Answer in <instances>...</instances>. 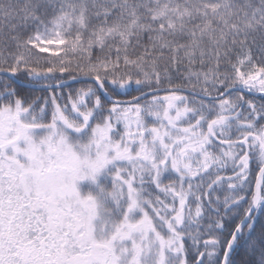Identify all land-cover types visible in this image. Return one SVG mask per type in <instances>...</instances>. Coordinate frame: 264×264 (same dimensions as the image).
<instances>
[{
    "label": "snow or ice",
    "instance_id": "obj_1",
    "mask_svg": "<svg viewBox=\"0 0 264 264\" xmlns=\"http://www.w3.org/2000/svg\"><path fill=\"white\" fill-rule=\"evenodd\" d=\"M0 264H264V0H0Z\"/></svg>",
    "mask_w": 264,
    "mask_h": 264
},
{
    "label": "trees",
    "instance_id": "obj_2",
    "mask_svg": "<svg viewBox=\"0 0 264 264\" xmlns=\"http://www.w3.org/2000/svg\"><path fill=\"white\" fill-rule=\"evenodd\" d=\"M19 80L23 81V79H19ZM16 87L21 92V94H26L30 91V89H25V88L19 87L17 85H16ZM36 94L39 95V93H36Z\"/></svg>",
    "mask_w": 264,
    "mask_h": 264
},
{
    "label": "water",
    "instance_id": "obj_3",
    "mask_svg": "<svg viewBox=\"0 0 264 264\" xmlns=\"http://www.w3.org/2000/svg\"><path fill=\"white\" fill-rule=\"evenodd\" d=\"M16 84H18L19 86H22L24 88H29V86L26 83H21V82H16Z\"/></svg>",
    "mask_w": 264,
    "mask_h": 264
}]
</instances>
